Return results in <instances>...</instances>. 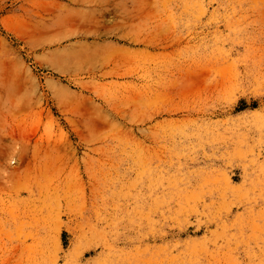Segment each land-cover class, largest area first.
<instances>
[{
  "label": "rangeland",
  "instance_id": "obj_1",
  "mask_svg": "<svg viewBox=\"0 0 264 264\" xmlns=\"http://www.w3.org/2000/svg\"><path fill=\"white\" fill-rule=\"evenodd\" d=\"M0 264H264V0H0Z\"/></svg>",
  "mask_w": 264,
  "mask_h": 264
}]
</instances>
